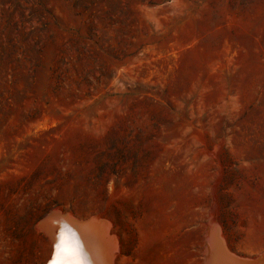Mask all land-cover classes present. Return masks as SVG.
Returning a JSON list of instances; mask_svg holds the SVG:
<instances>
[{
    "label": "rangeland",
    "instance_id": "rangeland-1",
    "mask_svg": "<svg viewBox=\"0 0 264 264\" xmlns=\"http://www.w3.org/2000/svg\"><path fill=\"white\" fill-rule=\"evenodd\" d=\"M52 212L114 264L263 260L264 0H0V264Z\"/></svg>",
    "mask_w": 264,
    "mask_h": 264
},
{
    "label": "bare ground",
    "instance_id": "bare-ground-1",
    "mask_svg": "<svg viewBox=\"0 0 264 264\" xmlns=\"http://www.w3.org/2000/svg\"><path fill=\"white\" fill-rule=\"evenodd\" d=\"M53 214L48 219L49 220L48 222L45 221V223L42 224L44 227L43 228L44 231L53 239V244H52L53 245V253H51L52 255L55 253L54 244L56 243V238H55L54 233L58 231L57 223L58 222L59 223H63V222L68 223L69 222V223L76 224V226L78 227L77 229L90 240V242H89L85 237H83L85 244H88V245H89V243L91 244L90 247H91L92 252H93V253H90L89 261H88L89 264H114L113 263V260H114L113 256H114V253L116 251V248H118L117 246L119 245V242L117 243L118 244L117 245L116 239H115L116 235H115V237L113 235H111L108 231V228L106 227V225L104 223H102V221L90 219V221L79 222L77 220L72 219V215H70L71 216V218H70V217L64 216V215L61 216V214H59V215L58 214L53 215ZM61 218H63L64 220ZM218 230L219 229H217V232H218ZM211 231H212V229H211ZM215 234H217V233L212 234L214 236L212 238H210L208 250L206 251L207 255H208L207 264H250L251 262L253 264H264V259L260 261L259 260L260 258L255 260V262L257 261L256 263L253 262L254 260L252 261L251 258H248L251 260L250 263L248 262L249 260H246V261H241V259L239 260L240 257H238V256H237L238 259H237V257L234 259L235 256L233 255L234 256L233 257L229 253V251L224 247L225 246L223 244L224 242L223 243L221 242L222 238L219 240L217 235H215ZM77 235H79V234H77ZM219 237H221V236H219ZM222 241H223V239H222ZM93 248L96 252L95 253L96 255L94 254ZM51 258H52V256H51ZM242 260H243V258H242ZM47 264H51V262H49V263L47 262Z\"/></svg>",
    "mask_w": 264,
    "mask_h": 264
},
{
    "label": "snow or ice",
    "instance_id": "snow-or-ice-1",
    "mask_svg": "<svg viewBox=\"0 0 264 264\" xmlns=\"http://www.w3.org/2000/svg\"><path fill=\"white\" fill-rule=\"evenodd\" d=\"M57 227L58 231L54 233L55 253L51 264H87L82 246L71 225L58 222Z\"/></svg>",
    "mask_w": 264,
    "mask_h": 264
},
{
    "label": "water",
    "instance_id": "water-1",
    "mask_svg": "<svg viewBox=\"0 0 264 264\" xmlns=\"http://www.w3.org/2000/svg\"><path fill=\"white\" fill-rule=\"evenodd\" d=\"M53 214V212L51 213V214H49V215H52ZM58 214V213H57ZM48 215V216H49ZM53 215H56V213H54ZM47 216V217H48ZM61 216H63V215H61ZM59 218V217H58ZM61 219H63V218H61ZM64 220V219H63ZM64 223V222H63ZM68 224H70L71 225V227L74 229V231L76 232V234H79V235H77V237H78V239H79V242H80V244H81V246H82V250H83V254H84V258L86 259V261H87V264H89V256H90V253H93L92 252V249H91V247H90V240L83 234V233H81L77 228V226H76V224H74V223H69L68 222ZM83 237H85L88 241V243H89V245L88 244H85V242H84V240H83ZM85 239V240H86ZM93 251H94V254L96 253L95 252V250H94V248H93ZM87 254V255H86ZM96 255V254H95ZM53 256H54V254L52 255V258L48 261V263L49 262H51L52 261V259H53Z\"/></svg>",
    "mask_w": 264,
    "mask_h": 264
}]
</instances>
